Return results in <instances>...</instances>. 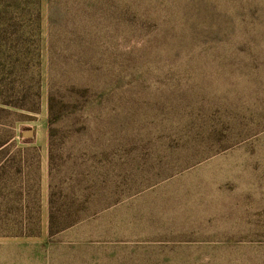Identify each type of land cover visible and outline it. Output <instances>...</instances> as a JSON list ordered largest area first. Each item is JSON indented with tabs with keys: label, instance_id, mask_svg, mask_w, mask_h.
I'll list each match as a JSON object with an SVG mask.
<instances>
[{
	"label": "trees",
	"instance_id": "16d2710c",
	"mask_svg": "<svg viewBox=\"0 0 264 264\" xmlns=\"http://www.w3.org/2000/svg\"><path fill=\"white\" fill-rule=\"evenodd\" d=\"M6 2L0 16L8 22L4 33L13 45L8 65L14 76L13 89L8 84L7 96L0 98V112L8 107L38 114L44 0ZM47 27L48 243L39 253L55 250L59 243L53 239L118 205L123 190L112 161L119 152L117 118L109 110L121 93L147 87L154 77L179 76L184 62L193 69L200 57L206 59L203 67L214 64L221 71L264 70V0H47ZM230 57L243 62L225 63ZM197 96L190 102L202 111L208 98ZM199 128L198 136L184 140L186 148L202 144L211 151L233 138L231 129L209 121ZM11 141L0 142V196L15 203L4 210L16 215L0 219V238L40 239L39 163L30 155L38 149ZM92 149L101 151L97 168L89 160L97 158L88 156ZM11 151L14 160L6 158Z\"/></svg>",
	"mask_w": 264,
	"mask_h": 264
},
{
	"label": "rangeland",
	"instance_id": "374dc122",
	"mask_svg": "<svg viewBox=\"0 0 264 264\" xmlns=\"http://www.w3.org/2000/svg\"><path fill=\"white\" fill-rule=\"evenodd\" d=\"M7 4L0 0V12ZM7 24L0 16V98L8 84L13 89ZM47 35L44 0L40 112L8 107L0 112V142L12 138L19 148L38 149L30 155L39 163L42 237L0 238V264H264V70L259 75L248 69L221 71L214 64L203 67L202 57L193 69L184 62L179 76L154 77L149 86H131L120 94L109 110L117 118L119 152L112 161L123 190L118 205L53 239L59 243L55 250L39 253L48 243ZM241 62L230 57L225 63ZM197 95L208 98L202 111L190 102ZM8 100L16 103L10 95ZM208 121L231 129V141L211 151L202 144L186 148L184 140L198 136ZM27 131L34 137H24ZM30 139L32 144L24 143ZM100 152L88 151L97 157L88 158L93 167L100 166ZM14 153L6 158L14 160ZM8 204L15 205L0 196V219L16 215L4 210ZM80 244L85 247L72 251Z\"/></svg>",
	"mask_w": 264,
	"mask_h": 264
},
{
	"label": "water",
	"instance_id": "95a60500",
	"mask_svg": "<svg viewBox=\"0 0 264 264\" xmlns=\"http://www.w3.org/2000/svg\"><path fill=\"white\" fill-rule=\"evenodd\" d=\"M24 137H26V138H33L34 137V132L27 131V132L24 133Z\"/></svg>",
	"mask_w": 264,
	"mask_h": 264
}]
</instances>
